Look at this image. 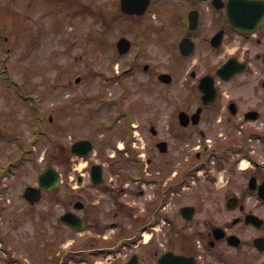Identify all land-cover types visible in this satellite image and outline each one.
I'll list each match as a JSON object with an SVG mask.
<instances>
[{
	"label": "flooded vegetation",
	"instance_id": "1",
	"mask_svg": "<svg viewBox=\"0 0 264 264\" xmlns=\"http://www.w3.org/2000/svg\"><path fill=\"white\" fill-rule=\"evenodd\" d=\"M24 3L28 16L33 4L55 17L65 8L102 20L109 33L118 29L108 44L118 58L130 59L122 74L159 80L167 73L187 88L168 127L187 139L216 131L228 141L209 151L210 164L204 159L192 168L191 152L173 146L153 124L152 157L138 152L139 158H130L139 173L127 171L128 162L116 169L118 159L104 155L98 159L101 168L93 161L80 167V157H74L78 172L61 171L56 188L25 198L36 223L24 264H264V0ZM9 8L20 11L12 0H0V10L11 16ZM239 18L247 22L239 24ZM123 36L134 50L124 55L116 45ZM159 43L169 45L174 63L169 58L167 70L155 71L148 60L158 59L152 47ZM227 64L234 70L229 79L220 73ZM201 84L213 85L216 93L205 95ZM196 148V159H202L208 146ZM244 158L249 164L242 167ZM236 168L246 178L242 186L198 188L202 175L215 178L219 169L229 185L228 172ZM66 213L70 223L63 221Z\"/></svg>",
	"mask_w": 264,
	"mask_h": 264
},
{
	"label": "rangeland",
	"instance_id": "2",
	"mask_svg": "<svg viewBox=\"0 0 264 264\" xmlns=\"http://www.w3.org/2000/svg\"><path fill=\"white\" fill-rule=\"evenodd\" d=\"M12 2L19 12L9 8L11 16H8L5 9L0 10V32L8 37L7 41L3 37L0 40V260L3 262L25 256L26 243L32 241L36 220L27 213L23 195L26 187L38 183L39 174L48 166L78 172L72 168L76 166L75 156L69 150L73 141L92 139L102 156L118 159L116 169L128 165L127 171L133 174L139 173V164L132 162L131 157L138 152H144V157H140L145 159L153 155L148 150L157 139L151 131L153 124L160 128L162 137L174 142L173 146L191 152L192 168L204 159L210 164L209 151L228 144L216 131L205 137L197 132L187 139L178 128L168 127L187 88H181L176 81L163 83L144 73L122 74L130 59L118 58L108 44L117 37L118 29L109 33L102 20L87 12L74 14L65 8L55 17L33 4L28 16L23 9L24 0ZM152 50L157 52L158 59L147 60L155 65V71L167 70L169 58L174 63L169 45L159 43ZM79 77L81 80L77 82ZM189 87L191 90L192 85ZM204 143L208 151L202 159H196V147ZM126 146L128 150L122 152ZM94 157L101 156L94 154ZM77 160L80 167L87 162V158ZM246 164L242 162V166ZM241 171L236 168L228 172L229 185L222 169L215 179L209 174L204 179L202 175L198 188L242 186L246 178ZM193 173L197 180L198 174ZM38 207V211L43 208ZM34 250L36 254L38 251Z\"/></svg>",
	"mask_w": 264,
	"mask_h": 264
},
{
	"label": "water",
	"instance_id": "3",
	"mask_svg": "<svg viewBox=\"0 0 264 264\" xmlns=\"http://www.w3.org/2000/svg\"><path fill=\"white\" fill-rule=\"evenodd\" d=\"M240 1H244V0H240ZM243 6H248V3H243ZM238 22H245L246 19L245 18H239L237 20ZM118 46H119V50L121 53H125L129 50L130 48V41L128 39H126L125 37L121 38L118 42ZM228 73H232L233 69L230 66H225L222 70H220V72H227ZM226 77H230L229 75H227ZM161 78H163L165 81H170V76L169 75H161ZM79 80V79H78ZM201 89L205 92L206 94H214L215 93V89L214 86H207L205 84H201ZM209 99V97H208ZM206 101H209V100ZM93 148V144L90 140H79L77 142H75L72 146V151L76 152L80 155H88L90 153V151ZM59 182V173L57 171L56 168L54 167H48L46 168L42 173H41V177H40V183L43 187L45 188H52L55 187ZM35 189H39L33 186H29L26 190L25 195L29 196V192L35 190Z\"/></svg>",
	"mask_w": 264,
	"mask_h": 264
}]
</instances>
